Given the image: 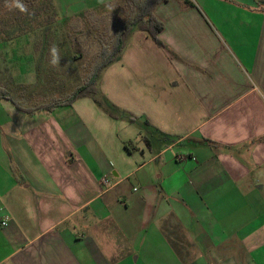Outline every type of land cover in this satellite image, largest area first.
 Listing matches in <instances>:
<instances>
[{
	"label": "crops",
	"instance_id": "1",
	"mask_svg": "<svg viewBox=\"0 0 264 264\" xmlns=\"http://www.w3.org/2000/svg\"><path fill=\"white\" fill-rule=\"evenodd\" d=\"M153 15L163 46L133 29L100 101L0 99V264H264V0Z\"/></svg>",
	"mask_w": 264,
	"mask_h": 264
},
{
	"label": "rangeland",
	"instance_id": "2",
	"mask_svg": "<svg viewBox=\"0 0 264 264\" xmlns=\"http://www.w3.org/2000/svg\"><path fill=\"white\" fill-rule=\"evenodd\" d=\"M51 2L38 14L39 18L53 14L52 21L36 25L34 18L37 17L29 15L20 24L0 29V86L5 87L21 105L35 106L47 103L53 97L63 99L69 96L100 60V50L111 39L115 26L125 21L128 15L127 7L120 0ZM87 9H92V13L83 12ZM75 17L79 18L78 22L73 19ZM52 45L59 48L61 58L55 67L50 63ZM98 94L94 98L100 101ZM101 103L106 112L118 118L124 115ZM98 118L103 117L89 119L87 125L105 126Z\"/></svg>",
	"mask_w": 264,
	"mask_h": 264
},
{
	"label": "trees",
	"instance_id": "3",
	"mask_svg": "<svg viewBox=\"0 0 264 264\" xmlns=\"http://www.w3.org/2000/svg\"><path fill=\"white\" fill-rule=\"evenodd\" d=\"M127 7V18L122 23L115 26L111 33V39L106 41L102 46L98 57L100 60L95 64L85 76L83 83L78 86L69 96L63 99L53 97L47 103L36 104L35 106L22 107L19 103L7 92L5 87L0 86V99L9 101L18 111L25 114H33L36 111H52L56 107H67L82 98L94 97L98 94L97 81L101 72L111 63L117 61L125 47V41L133 29L147 33L153 42L162 47V43L158 38L162 30V24L153 15L154 8L167 0H120ZM28 8V13H22L19 9L9 8L6 5L12 4L13 0H0V29H7L15 24H20L27 19L29 15L34 18L36 25L50 22L54 19L53 14H46L39 18V10L46 9L52 4L51 0H20ZM92 13V10L86 12ZM83 16V14H81ZM86 15V14H84ZM76 22L79 18L75 17ZM111 110H114L111 105L106 104ZM122 118L133 122L134 118L130 114L123 113ZM112 118H115L112 115ZM168 137V136H167ZM172 138H166V143H171ZM127 151H131L129 142L124 143Z\"/></svg>",
	"mask_w": 264,
	"mask_h": 264
},
{
	"label": "clouds",
	"instance_id": "4",
	"mask_svg": "<svg viewBox=\"0 0 264 264\" xmlns=\"http://www.w3.org/2000/svg\"><path fill=\"white\" fill-rule=\"evenodd\" d=\"M9 10L12 8L19 9L22 13H28V8L25 4L21 3L20 0H13L12 4L6 5ZM50 54L52 56V59L50 60V63L53 67L60 64V55H59V48L56 45H52L50 48Z\"/></svg>",
	"mask_w": 264,
	"mask_h": 264
},
{
	"label": "built area",
	"instance_id": "5",
	"mask_svg": "<svg viewBox=\"0 0 264 264\" xmlns=\"http://www.w3.org/2000/svg\"><path fill=\"white\" fill-rule=\"evenodd\" d=\"M102 181H103V182H105V180H104V179H103ZM2 224H4V223H2Z\"/></svg>",
	"mask_w": 264,
	"mask_h": 264
}]
</instances>
